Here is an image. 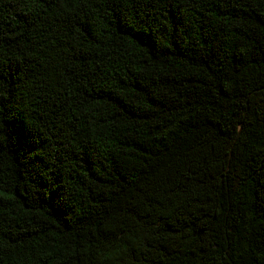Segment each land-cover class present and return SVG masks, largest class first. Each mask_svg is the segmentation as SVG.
<instances>
[{
    "label": "trees",
    "instance_id": "trees-1",
    "mask_svg": "<svg viewBox=\"0 0 264 264\" xmlns=\"http://www.w3.org/2000/svg\"><path fill=\"white\" fill-rule=\"evenodd\" d=\"M0 264H264V0H0Z\"/></svg>",
    "mask_w": 264,
    "mask_h": 264
}]
</instances>
